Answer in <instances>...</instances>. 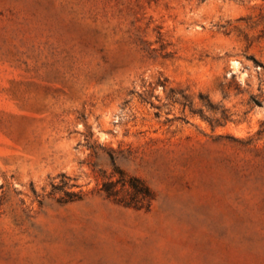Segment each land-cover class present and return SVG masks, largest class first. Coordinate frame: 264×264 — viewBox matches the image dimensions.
<instances>
[{"label":"rangeland","instance_id":"1","mask_svg":"<svg viewBox=\"0 0 264 264\" xmlns=\"http://www.w3.org/2000/svg\"><path fill=\"white\" fill-rule=\"evenodd\" d=\"M0 264H264V0H0Z\"/></svg>","mask_w":264,"mask_h":264},{"label":"trees","instance_id":"2","mask_svg":"<svg viewBox=\"0 0 264 264\" xmlns=\"http://www.w3.org/2000/svg\"><path fill=\"white\" fill-rule=\"evenodd\" d=\"M199 1L202 2L204 0ZM114 170L118 178L115 181L107 180L101 185V191L106 198L129 208H141L143 207V202L149 203L153 200V193L144 181L137 177L128 176L117 168ZM118 186H120V189ZM122 189H128V197H120Z\"/></svg>","mask_w":264,"mask_h":264}]
</instances>
